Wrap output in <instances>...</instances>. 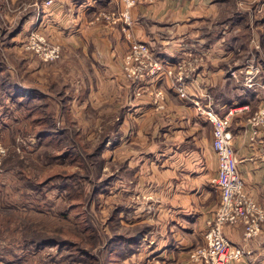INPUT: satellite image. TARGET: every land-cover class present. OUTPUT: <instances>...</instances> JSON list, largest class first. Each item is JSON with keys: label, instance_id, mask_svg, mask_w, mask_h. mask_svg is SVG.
I'll return each mask as SVG.
<instances>
[{"label": "rangeland", "instance_id": "1", "mask_svg": "<svg viewBox=\"0 0 264 264\" xmlns=\"http://www.w3.org/2000/svg\"><path fill=\"white\" fill-rule=\"evenodd\" d=\"M41 1L0 0V137L7 148L0 161V264H196L190 250L204 244L207 229L204 233L198 227V234L191 235L179 222L171 231L164 207L160 208L164 187H153L149 197L141 195L140 187L130 185L123 190L118 182L114 142L120 95L116 81L109 84L108 80L117 74L102 71L98 60H106L93 44L89 47L99 55L98 60L83 57L88 44L80 39L78 58L71 57L69 27H65L69 17L64 14L59 26L57 0ZM122 5L119 0L116 9ZM227 9L221 15L194 17L186 29L175 28V34L187 36L176 43L165 41L171 39L167 38L171 32L156 21L150 29L155 41L147 43L155 55L169 45L178 46L177 51L184 46L194 53L228 55L227 85L222 92L213 91L214 96L221 101L232 95L259 101L264 98V0H228ZM199 36L203 41L192 39ZM220 37L224 41L217 42ZM33 44L40 51L28 48ZM53 48L59 49V56L46 57ZM28 50L40 57L34 54L27 60ZM14 83L19 91L14 90ZM31 88H38L43 96L34 93L33 98L22 99ZM44 116L56 117L57 124L49 126ZM45 127L57 131L53 136L40 135ZM58 127L66 132L60 133ZM74 129L88 150L102 141V135L109 137L101 156L71 146ZM68 148L73 154L65 156ZM76 189L82 190L81 196L72 195ZM119 204L123 205L119 217L116 213L111 221ZM120 224H148L149 228L144 234L137 233L140 240L136 244L109 243L114 232L127 230ZM92 233L97 238H89L94 244L87 246L89 256L81 251L83 245L41 241L79 240ZM250 254L249 264H264V250Z\"/></svg>", "mask_w": 264, "mask_h": 264}, {"label": "crops", "instance_id": "2", "mask_svg": "<svg viewBox=\"0 0 264 264\" xmlns=\"http://www.w3.org/2000/svg\"><path fill=\"white\" fill-rule=\"evenodd\" d=\"M227 3L228 0H137L131 8L132 25L128 28L132 36L129 37L122 20L113 22L102 14L105 10L109 12L105 15L118 10L119 0H57L55 12L59 26L64 14L69 17L65 27H69L71 57L78 58L76 46L80 39L88 44L83 57L98 60L100 55L106 60H98L102 71L108 75L117 74L116 78L108 80L109 84L116 81L120 95L117 139L114 142L120 166L118 182L123 190L130 185L140 187L141 195L149 197L153 187H164V202H160V208L164 207L171 231H175L180 222L188 227L191 235L198 234V227L205 233L207 221L220 202V191L214 181L218 174V156L213 147V126L202 108L211 106L220 114L230 115L244 189L256 199L264 200V123L255 121L257 112L264 107V98L249 102V98L238 95L227 96L222 101L215 97L213 91L222 92L227 85L229 69L225 61L228 55L217 57L205 51L195 53L203 59L197 62L199 68L193 74L189 97L178 94L173 78L167 73L152 81H142L143 92L136 95L135 83L124 74L123 57L131 39L155 41L150 29L156 21L165 24L171 32L167 37L171 39L166 42H180L187 36L175 34V28L186 29L190 19L208 13L221 15L228 11ZM78 31H82L83 37ZM192 39L203 41L204 38ZM216 41L224 39L220 37ZM90 44L96 46L99 55L90 49ZM170 46L157 53L167 65L182 57L188 58L193 51L190 47L185 50L184 46L182 51H177L178 46ZM25 53L27 60L34 54L39 55L34 50ZM90 67H94L93 64ZM231 69L236 73L235 68ZM156 88L164 90L165 99L155 100L151 91ZM247 104L248 108L243 107ZM224 232L244 248L245 254L238 264H249V252L257 255L264 250V225L260 233L251 238L244 237L243 224L226 225Z\"/></svg>", "mask_w": 264, "mask_h": 264}, {"label": "built area", "instance_id": "3", "mask_svg": "<svg viewBox=\"0 0 264 264\" xmlns=\"http://www.w3.org/2000/svg\"><path fill=\"white\" fill-rule=\"evenodd\" d=\"M51 3L52 0H48ZM122 8L106 15L113 22L122 20L129 37L132 36L128 26L132 25L131 8L137 0H122ZM38 45V44H37ZM35 44L28 48L40 51ZM59 49H51L46 57H58ZM188 58H180L170 65L155 55L146 41L131 39L129 50L123 57V70L126 76L136 85V95L143 92L144 80L152 81L162 73L169 74L174 80L178 94L189 97L193 74L198 70L197 62L202 56L190 52ZM155 100L165 99L164 90H152ZM201 105L199 101H195ZM243 107L248 108L249 105ZM213 126V147L218 156V174L214 181L220 191V202L211 218L208 219L205 242L190 250V258L196 264H232L240 261L245 254L244 248L234 243L224 232L226 225L243 224L244 237L251 238L260 233L264 225V200H258L244 189L243 178L238 168V158L234 147V134L231 129L229 114H220L211 106L202 108ZM255 121L264 123V107L260 108ZM6 146L0 137V161L6 153Z\"/></svg>", "mask_w": 264, "mask_h": 264}, {"label": "trees", "instance_id": "4", "mask_svg": "<svg viewBox=\"0 0 264 264\" xmlns=\"http://www.w3.org/2000/svg\"><path fill=\"white\" fill-rule=\"evenodd\" d=\"M18 29L19 28H16L15 30H14V32H11V35H14L17 31H18ZM1 70H3L1 67H0V71ZM15 84V86L13 85V87L15 88L14 90L15 91H19V90H17V86H19L18 84H16V83H14ZM34 93H41L42 94V92H41V90H39L38 88H31L27 93H26V95H24L23 97L24 98H22V99H29V98H33V94ZM21 95H23V94H21ZM42 96H43V94H42ZM46 116V115H45ZM43 117V118H47V117ZM39 119H41V117H39ZM57 118L55 117L54 118V116L52 117V116H49V119L47 118V120H48V125L49 126H55L56 124H57V120H56ZM117 123H118V121H117ZM58 130L60 131V133H64V132H66L64 129H61L60 127H58ZM75 130V133H73L74 135L71 137V142H72V144H71V146H75V148L76 147H78L79 146V148L80 149H83L84 151H87L88 149H87V143L85 142L84 144H83V142H82V140H80V138H79V133H77L76 132V129H74ZM56 131L57 130H52V129H49V128H47V127H45V128H43L42 130H40V132H39V134L40 135H44V136H53L55 133H56ZM101 139H102V141L100 140V141H97L94 145H93V148H91L90 150H88V152L89 151H91V152H89L90 154L92 153L93 154V156H101V153H102V151H103V149H104V147H105V143H106V141H107V137H104L103 135L100 137ZM65 156H70V155H72L73 153H72V151H71V149L70 148H68L67 150H65L64 151V153H63ZM58 155H60V154H58ZM101 159H102V161H103V158L101 157ZM99 163L97 162V165H98ZM101 165V164H100ZM100 165H98V168L100 167ZM101 169H102V166H101ZM104 181H108V179H106V180H104ZM38 184H40V183H38ZM97 189H98V187H96V189H95V191H97ZM80 192H82V190L81 189H76V192H75V194H72V195H77V196H81L82 194H80ZM123 208V205H121V204H119L118 206H117V208L114 210V212H113V215H112V218H111V221H113L116 217H117V215H116V213H118V217H119V212H120V210ZM119 219V218H118ZM120 223V222H119ZM120 227L121 228H123V227H127V230L126 231H119V232H114V236H112L111 238H109L108 239V242L109 243H113V242H117L118 244H121V243H126L127 245H133V244H136V243H138L139 242V240H140V237L137 235V233H140V234H144V233H146V231L148 230V228H149V226H148V224H145V225H142V224H135V225H132V226H124V225H121L120 224ZM39 236H41V235H39L38 234V237ZM38 237H35V236H33L31 239H33L34 241H39L37 238ZM41 238V237H40ZM89 238H97V235L96 234H94V233H92V234H90V235H84V236H82L81 237V239H79V240H61V238H60V240H56V239H58V238H52V239H50V240H44L43 238L41 239V241H42V243H45V241H55L57 244H60V245H66V244H70V245H72V246H79V245H83V246H81V251L83 252V253H85L86 255L88 254V256L90 255V251L87 249V246L89 245V244H91V245H94V244H92L93 242H90V240H89ZM92 257V256H91Z\"/></svg>", "mask_w": 264, "mask_h": 264}]
</instances>
